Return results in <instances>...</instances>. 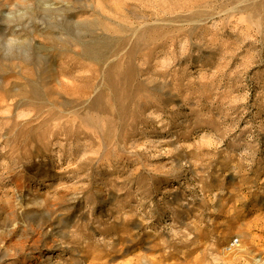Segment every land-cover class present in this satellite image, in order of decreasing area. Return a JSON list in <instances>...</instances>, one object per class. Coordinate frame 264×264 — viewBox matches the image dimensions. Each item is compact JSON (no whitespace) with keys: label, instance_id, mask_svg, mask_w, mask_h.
I'll list each match as a JSON object with an SVG mask.
<instances>
[{"label":"rangeland","instance_id":"374dc122","mask_svg":"<svg viewBox=\"0 0 264 264\" xmlns=\"http://www.w3.org/2000/svg\"><path fill=\"white\" fill-rule=\"evenodd\" d=\"M0 264H264V0H0Z\"/></svg>","mask_w":264,"mask_h":264}]
</instances>
